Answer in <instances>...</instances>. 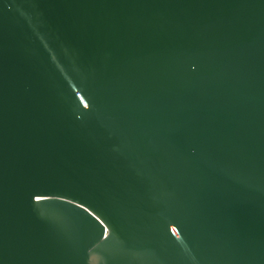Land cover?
<instances>
[{"label":"water","instance_id":"obj_1","mask_svg":"<svg viewBox=\"0 0 264 264\" xmlns=\"http://www.w3.org/2000/svg\"><path fill=\"white\" fill-rule=\"evenodd\" d=\"M0 264H264V0H0Z\"/></svg>","mask_w":264,"mask_h":264}]
</instances>
